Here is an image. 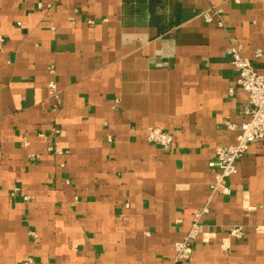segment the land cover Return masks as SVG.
Here are the masks:
<instances>
[{
    "label": "crops",
    "instance_id": "crops-1",
    "mask_svg": "<svg viewBox=\"0 0 264 264\" xmlns=\"http://www.w3.org/2000/svg\"><path fill=\"white\" fill-rule=\"evenodd\" d=\"M236 42L264 74V0H0V264H264V142L210 188L250 119Z\"/></svg>",
    "mask_w": 264,
    "mask_h": 264
},
{
    "label": "built area",
    "instance_id": "built-area-1",
    "mask_svg": "<svg viewBox=\"0 0 264 264\" xmlns=\"http://www.w3.org/2000/svg\"><path fill=\"white\" fill-rule=\"evenodd\" d=\"M224 1L240 3L241 0ZM223 12L224 10L216 5L203 12L202 16L208 23L215 22L219 27H224V22L221 19ZM243 50L244 46L236 42L232 44L228 53L237 72V85L248 97L247 114L250 119L240 126L228 123L229 129L238 130L237 141L230 146L218 147L215 160L209 164L216 171L214 182L210 187L211 191L223 195H230L231 189L226 184V180L237 173L238 162L244 157L250 146L254 143L264 142V74L244 57ZM48 87L51 93H56L57 87L54 81H51ZM229 92L230 94L234 93L233 89ZM147 139L164 150H170L173 147V136L157 127L147 129ZM19 190V188H15L12 195L16 196ZM25 199L29 198L25 197ZM208 212L207 205L193 211L192 227L183 240L177 244V259L185 260L191 256V245L200 234L201 219ZM31 234L36 237V233L31 232ZM244 234V230L240 226L233 228L230 232L232 238L237 240H242Z\"/></svg>",
    "mask_w": 264,
    "mask_h": 264
}]
</instances>
